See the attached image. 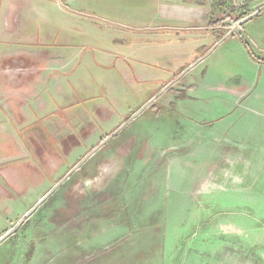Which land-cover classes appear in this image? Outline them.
<instances>
[{"label":"rangeland","instance_id":"rangeland-1","mask_svg":"<svg viewBox=\"0 0 264 264\" xmlns=\"http://www.w3.org/2000/svg\"><path fill=\"white\" fill-rule=\"evenodd\" d=\"M263 6L0 0V48L52 65L37 100L53 153L32 174L0 156V236L20 223L0 264H264V174L228 182L241 140L264 149ZM41 116L0 115V151L18 140L38 162L24 138Z\"/></svg>","mask_w":264,"mask_h":264},{"label":"crops","instance_id":"crops-1","mask_svg":"<svg viewBox=\"0 0 264 264\" xmlns=\"http://www.w3.org/2000/svg\"><path fill=\"white\" fill-rule=\"evenodd\" d=\"M201 16L203 18L205 17L204 19H206L205 15ZM21 53L22 52L18 51L17 49H14L9 46L2 49L0 48V115L5 114L6 116H8L10 122H14L13 126L16 125L17 127H22L30 119H33L34 116H41L42 113L48 112L49 106L51 105V102L49 100L48 102L37 100L39 93L41 94L42 92L41 89L44 88V84L48 81H51V78H49V76L51 75H46L47 73L45 72V70H43L46 66H52L50 65L51 63L46 64L45 62H47L48 60H45V62L40 65L39 62L35 61V58H38L39 55H41V57H43L44 59H49L48 55L46 54V51L43 50L39 53L36 52V54L34 55L36 57L30 59L24 57ZM33 67H36L38 69L40 68L43 72L41 71L37 73H32L30 71V68ZM17 69H21L22 71H19ZM23 69L25 70L24 73ZM46 76L48 77L46 78ZM34 100L38 102L39 106L35 105ZM75 113L76 114L73 117L77 119L79 118L82 111H75ZM41 117H43V115ZM50 122L51 121L43 117V124L41 125V127H39L40 129H36V124L35 126H33V128H31V132L34 133H32L29 137L24 138L26 140L25 145H27V148L32 150V154L38 159V162L35 163V161L28 159V155L26 154V152H24V150H21L24 145H22V143L18 140H14L13 142L14 149L16 150V152H14L12 149L7 154H4L0 151V156H9L16 158V160L12 161V163L20 164L23 169H25L27 173L30 172V174L36 173L35 165L37 163H51V154L53 153L48 151L51 145L45 138L44 140H46V145L40 144V142L38 141V133H40V131L42 133L48 132L49 127L47 126ZM11 131L13 132V128L8 123H1L0 121V138L11 139L10 136L13 135L12 133H10ZM251 137L254 138L255 141H260V139L262 141V139H264V134L262 135L261 133L260 135L258 131L255 130L252 133ZM248 142V139L241 140L240 150L236 151V153L232 157H229V160L232 159L229 161V164L234 163L235 165H239L240 169H242V174H245L244 176L241 174L231 175V173L229 172L230 174L228 175V182H234V187L241 186V179H246L247 171L250 172L252 166L254 168L251 172H256L259 175L264 174V149H248L250 147L248 145ZM260 145L263 144L260 143ZM256 146H258V144ZM40 147L41 150H43V153L39 152ZM248 165H251L250 169H248ZM26 177L28 178L29 175H26Z\"/></svg>","mask_w":264,"mask_h":264},{"label":"water","instance_id":"water-1","mask_svg":"<svg viewBox=\"0 0 264 264\" xmlns=\"http://www.w3.org/2000/svg\"><path fill=\"white\" fill-rule=\"evenodd\" d=\"M258 12V10L255 12V13H257ZM255 13H253V14H251V15H249V16H247V17H244L241 21H245L246 19H248V18H250L252 15H254ZM240 21V22H241ZM240 22L238 23V24H240ZM42 198H40L39 199V201L41 200ZM33 208H31L29 211H27L24 215H23V217H22V221H24L25 220V218H27L28 217V215L31 213V210H32ZM22 221H19V222H22ZM19 224L20 223H17V225L14 227V228H12V229H9V230H7L3 235H1L0 236V243L4 240V239H6L10 234H12L14 231H15V229L19 226Z\"/></svg>","mask_w":264,"mask_h":264},{"label":"trees","instance_id":"trees-1","mask_svg":"<svg viewBox=\"0 0 264 264\" xmlns=\"http://www.w3.org/2000/svg\"><path fill=\"white\" fill-rule=\"evenodd\" d=\"M216 22H217V21H215L214 23H216ZM214 23H213V24H214ZM220 32H223V31L220 30ZM222 34H224V33H222ZM231 35H232V34H231ZM253 57H254V56H253Z\"/></svg>","mask_w":264,"mask_h":264}]
</instances>
